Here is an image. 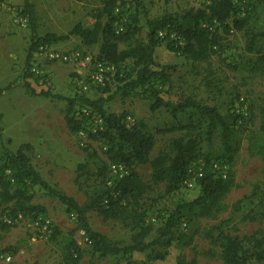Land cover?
I'll return each mask as SVG.
<instances>
[{
    "label": "rangeland",
    "instance_id": "1",
    "mask_svg": "<svg viewBox=\"0 0 264 264\" xmlns=\"http://www.w3.org/2000/svg\"><path fill=\"white\" fill-rule=\"evenodd\" d=\"M29 1L35 5L38 14L39 37L48 34L65 36L79 24L92 29L95 15L104 10L105 4V0ZM3 2L4 6L0 7V89L11 88L8 94L0 97L3 141L14 152L21 146H32V151L25 153L42 177L83 205L87 200L86 190L97 182L98 172L88 153L96 152L105 158L103 142L92 138L100 128L99 124L87 121L78 133L73 134L66 123L67 102L28 91L24 75L32 32L28 23H22L24 17L19 12L24 0ZM210 3L211 0H119L113 13L118 19L114 26H126L131 16L137 14L141 28L139 37L146 42L150 20L165 15L182 18L188 13L207 10ZM248 12L252 17V30L259 35L253 53L247 50L244 32L235 30L233 25L234 20L245 17ZM107 22L108 17L104 15L102 23ZM202 26L218 40L209 60L193 62L181 52L173 50L179 41L171 35L157 48L155 66L151 70L166 69L171 78L165 86L155 85L164 100L178 102L184 94L203 106L216 107L224 116L236 114L244 118L243 122L239 119L237 127V137L241 143L239 152L233 161L228 162L229 166L224 161L221 163L226 165L236 184L226 197L228 211L215 221L201 218L187 223L185 229L181 225L174 227L170 236L162 238L159 244L143 254L135 253L124 258L103 257L94 252L83 231L69 237L78 226L77 220L63 204L36 187L27 193L31 196L27 204L42 207L44 214L15 218L11 212L12 205L0 207V264H67L65 256L71 241L77 243L81 253L78 264H223L222 249L206 237L214 226L232 219L233 223L225 232L234 237L242 239L256 233L264 234V218L257 222L242 220L244 213L258 206L259 201H264V156L253 152L263 142L260 112L264 107V8L259 7L257 0H246L244 10L237 5L227 23L220 24L207 18ZM163 36L166 37L165 31ZM101 45L102 41L94 46H86L81 38L71 36L69 40L48 45V48L59 52H81L98 59ZM31 66L43 72L41 77L44 78H33L28 82L31 90L37 94L50 92L64 98L83 96L93 101L112 98L105 106L109 113L126 112L128 124H145L156 139L150 160L162 152L173 153L174 142L185 143L197 132L194 129H181L200 122V115L194 110L189 109L176 116L164 108L152 112L145 89L139 88L128 97L119 93V88L124 85L121 79L128 81L136 76L132 61L121 64L108 77L105 85L99 87L91 84L92 66L85 68L81 64L50 61L39 50L33 54ZM79 110V106H76L71 114L77 116ZM8 140L11 144L7 143ZM207 149L210 148L205 147L204 150ZM220 150V140L216 137L212 152L216 155ZM212 162H215L214 159ZM198 163H195V169L200 166ZM80 165H87L89 171L81 181ZM137 172L152 186L142 201L144 208L148 209L142 231L126 228L121 222L106 219L97 212L88 215L92 229L120 247L132 246L137 242L152 244L158 239L175 203L192 202L201 195L198 181L193 189L183 185L175 193L168 194L166 184L152 185L150 164L137 168ZM106 176L111 182L116 178L109 167ZM80 182L86 183L81 185ZM244 197L250 199L244 202L240 212H234V204ZM152 219H156V223H152ZM8 225H11V229L4 231L3 227ZM55 232L58 234L55 235ZM170 238H173L171 245L166 247ZM159 255L165 256V260L152 259Z\"/></svg>",
    "mask_w": 264,
    "mask_h": 264
},
{
    "label": "trees",
    "instance_id": "2",
    "mask_svg": "<svg viewBox=\"0 0 264 264\" xmlns=\"http://www.w3.org/2000/svg\"><path fill=\"white\" fill-rule=\"evenodd\" d=\"M119 0H105L104 10L95 15V25L92 29L77 25L65 36L48 34L44 37L37 36L38 14L35 5L29 0H24L20 8V15L28 21L32 32L31 46L26 61L25 86L32 94L58 99L68 103L66 112V123L69 130L76 134L83 124L90 120L92 115L99 116L103 124L93 134L92 138L103 142L106 151L105 158H101L96 152H89V158L95 162L98 168L97 182L86 190L87 200L81 205L74 198L67 195L57 187L51 186L37 171L30 158L25 152L32 151V146L24 145L14 152L3 141V115L0 113V207L12 205L11 212L15 218L19 216H39L45 210L39 206H30L31 196L27 193L36 187L42 189L46 195L59 201L66 207V211L76 216L77 228L69 234L74 236L77 232L83 231L93 248L94 252L106 256H132L143 254L153 246L160 243L161 239L171 235L174 227L181 225L182 221L192 223L198 219L218 220L226 213L229 206L225 203L227 195L236 187L232 174L228 171L227 178H223L212 172L210 164L215 162L233 161L240 150L241 143L237 137L239 119L243 117L236 114L222 115L216 107L203 106L193 98L181 95L178 102L166 101L160 96L156 84L165 86L170 83L171 78L165 72L152 71L155 66V53L161 42L171 35H175L177 41H182L183 46H176L172 49L181 52L193 62H204L210 59L214 48L218 45L217 36L202 26L207 18L225 24L235 13V7L231 0H211L207 10H199L196 13H188L182 18L173 15H165L156 20L148 22L147 41L142 40L139 35L141 28L137 14L132 15L129 24H126L123 33H117L114 26L118 19L114 16V9ZM259 7L264 8V0H257ZM108 17L106 24L102 23L103 16ZM251 13L234 20V29L243 31L247 38V50L249 53L255 51V44L258 34L254 33L251 26ZM228 30V29H227ZM161 31L166 32V37L159 36ZM71 36L81 38L86 46H94L102 41L99 60L108 62L116 68L121 64L132 61L134 64L135 78L121 79L124 85L119 88V93L128 97L135 90L142 88L150 100V110L158 111L162 108L176 116L189 109L200 115V122L195 125L182 127L181 129L196 130V134L187 142H174L173 153L162 152L154 160L150 156L154 150L156 139L142 123L128 124L127 113H109L106 104L112 98L90 100L83 96L75 98H64L59 95H52L50 92L37 94L30 88V79L44 78L35 76L31 72V60L33 54L42 46H48L69 40ZM121 46H124L121 49ZM171 69V68H167ZM11 91L10 87L0 89V97ZM79 106V109L88 108L90 118L77 119L72 115V110ZM261 126L260 133L263 142L255 149L254 153L264 156V107L260 112ZM216 137L220 140V152L216 155L212 152ZM8 144L11 141L8 140ZM205 147L210 149L204 150ZM174 154V156H173ZM215 156V157H214ZM204 159V160H203ZM199 160L207 162L203 178L198 185L201 195L192 202L175 203L172 212L166 219L164 228L159 232L158 239L152 244L137 242L135 245L120 247L109 240L105 235L94 231L89 223V214L97 212L100 216L121 222L131 230H143L148 209L144 208L142 201L152 190L137 168L150 164L152 170V185L166 184L168 194L178 191L188 179V172L191 165ZM223 162V163H224ZM110 163H120L126 166L129 174L120 180H115L111 185L106 176V169ZM229 166V165H228ZM80 181L84 174L89 173L87 165L79 166ZM86 182H80L81 185ZM250 197H244L233 206L234 212H240L242 205ZM264 218V201L244 213V222H257ZM14 220V219H13ZM13 222V221H12ZM233 223L232 219L223 220L219 225L214 226L206 235L214 245L220 246L223 252V264H263L264 263V234H253L240 239L225 232ZM3 227V226H2ZM4 231L11 229V225L4 226ZM58 233L55 232V235ZM173 238L166 243L171 245ZM81 258L76 242L71 241L67 247L65 261L67 264H78ZM154 260H165V256L159 255ZM38 264V263H34Z\"/></svg>",
    "mask_w": 264,
    "mask_h": 264
},
{
    "label": "built area",
    "instance_id": "3",
    "mask_svg": "<svg viewBox=\"0 0 264 264\" xmlns=\"http://www.w3.org/2000/svg\"><path fill=\"white\" fill-rule=\"evenodd\" d=\"M231 1L233 3L234 7L239 5L242 7V10H244L246 0H231ZM3 6H4V2H3V0H0V7H3ZM22 23H28L27 19L22 18ZM124 30H125L124 24H120L117 26V33L118 34L123 33ZM159 36L162 39L165 38L163 36V31H161L159 33ZM172 36H175V35H172ZM178 46H183V42L179 41ZM39 52H41V53L44 52L46 58L49 59L50 61H59V62H63V63L81 64L85 68H87L88 66H92L93 70H92V73L90 76V80H91V84L94 86H97V87L104 86L106 81L108 80V77L110 75H113L116 71V66H114L108 62L101 61L99 59H94L90 55H85L84 53H81V52H59V51L54 50V49H49L48 46H42L39 49ZM31 72H32V74H34L35 76H38V77L43 75V72H41L40 69L37 68L36 66H33L31 68ZM85 90H87L86 87H85ZM241 102L243 103L244 100L241 99ZM83 117H86V118L91 117L90 116V110L88 108H85V107L82 108L81 110H79V113L76 116V118L79 120L82 119ZM88 121L97 122L99 124V127L102 126V124H103L102 119L96 115H92L91 119ZM198 164H200V166L197 169H195L196 164L190 166L189 172H188V179L183 184L189 189L195 188L197 186L196 182L197 181L199 182L205 174L207 162H205V161L203 162L202 160H199ZM224 165H222L221 162H212L210 164V168H211L212 172H214L215 174H218L219 176H222L223 178H227L228 171H227L226 165L225 166ZM109 170L111 173H113L115 175V177H116L115 180H120L121 178H123L129 174L128 168H126V166H124L123 164H120V163H110L109 164ZM113 182L110 181L109 184L111 185ZM72 217L74 219H76L75 215H72ZM151 221H152V223H156V219H152ZM181 227L183 229L187 228V223L185 221H182ZM83 234L85 235L84 232H83Z\"/></svg>",
    "mask_w": 264,
    "mask_h": 264
}]
</instances>
